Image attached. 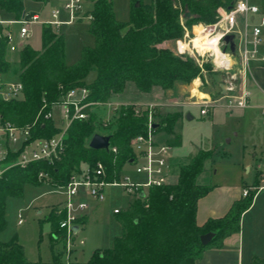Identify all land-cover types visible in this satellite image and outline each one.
<instances>
[{
  "label": "trees",
  "instance_id": "1",
  "mask_svg": "<svg viewBox=\"0 0 264 264\" xmlns=\"http://www.w3.org/2000/svg\"><path fill=\"white\" fill-rule=\"evenodd\" d=\"M42 1V0H32ZM130 8L126 21L114 18L111 0H92L88 33L93 37L91 46H83L78 59L67 65L64 62L62 34L49 25L40 24V48L30 45L18 51V78L23 85L22 96L9 101L0 99V119L16 127L30 126V139L50 138L58 133L51 119L44 118L61 96L70 89L86 90L83 101L90 103L84 109L85 120L74 119L65 130L61 153L52 162L35 161L26 167L11 166L0 177V233L6 228L5 205L8 197H19L26 184L39 185V172L47 176L51 188L64 185L70 175L82 164H103L106 180L117 178L131 159L130 141L143 134L146 114L142 105L124 104L112 110L111 118L101 124L92 109L104 106L113 96L122 94L125 84L131 83L136 91L149 93L153 87L162 91L175 90L176 85L188 87L199 77L200 68L189 57L174 56L166 49L153 45L162 40L180 38L184 25L190 28L197 23H212L217 18V7H227L233 0H150ZM24 0H0V10L19 19L24 13ZM8 26L0 24V74L10 70L9 50L1 34ZM203 69L213 82L209 64ZM93 73L87 82L85 77ZM158 107H154L153 117ZM177 113H167L160 118L154 134L162 136L161 142L171 147L179 143L176 132ZM109 136V146L114 148L95 150L87 146L92 134ZM210 151L198 150L187 163L177 166L173 183L150 187L144 197L130 201L115 217L120 227L106 248L94 249L83 262L69 264H194L203 251L221 247L224 237L239 230V218L251 204L254 191L234 201L219 218H208L203 224L195 222L196 202L210 186L200 184L197 177L203 171V162ZM10 154L7 162L14 160ZM59 216L50 210L43 220L49 223V258L46 261H29L24 247L13 235L0 241V264H60L61 232L57 228ZM42 222L40 223V226ZM51 226H54L52 231ZM206 232L214 235L205 245L199 236ZM249 264H264L263 258H252Z\"/></svg>",
  "mask_w": 264,
  "mask_h": 264
},
{
  "label": "built area",
  "instance_id": "2",
  "mask_svg": "<svg viewBox=\"0 0 264 264\" xmlns=\"http://www.w3.org/2000/svg\"><path fill=\"white\" fill-rule=\"evenodd\" d=\"M86 3H92V0H61L60 6L53 8L49 13L48 21H41L37 13H25L19 19H12L2 22V25H19L16 35L11 29H6L1 36L6 40L9 52L19 51L24 46L25 39L30 36V27L32 24H46L53 27L70 24L80 19L90 20V10L85 8ZM246 5L244 10H240V4ZM230 8L218 7L217 18L212 23H198L191 25L190 29L183 26L180 38L173 39V51L176 56L181 58H191L199 68L201 59L208 58L211 65L212 74H220L224 94L225 108L244 109L248 105L249 93L242 85L237 84L238 75L243 78L250 72L253 62H264V49H262V27L264 26V16L260 10L248 0H233ZM255 9V10H254ZM66 15L65 20H60L61 13ZM200 35L201 46H194L193 39ZM225 35L232 36L233 51L230 52L228 44L222 41ZM221 38L216 46L219 53H215L210 41L216 37ZM18 40V43L15 40ZM23 43V44H19ZM207 43V44H206ZM211 45L212 47H208ZM227 56V59H225ZM242 78V80H243ZM79 93L78 98H74L75 92ZM23 85L21 82L5 81L0 74V99L9 101L21 97ZM86 90L83 88H74L65 92L58 104L60 106L62 119L64 121L63 129L50 138L30 139L29 128L16 127L10 122H4L0 119V177L11 166L26 167L35 161L52 162L62 151L63 138L65 130L74 119L85 120L87 114L84 109L90 106V103L84 102ZM111 105L110 103L105 106ZM217 105V102H200L199 115H206L209 109ZM143 106L146 114L145 132L136 135L130 141V148L133 155L125 165L129 171H120L117 178L106 180L104 166L96 161L92 166L85 165L78 171L72 173L67 182L58 188L62 195V201L55 208V213L59 216L57 228L62 237V262L69 264L71 262L72 246L77 244L81 246L83 240L76 239L78 227L81 220L89 209V200L95 203H101L105 199V189L108 187H117L122 193L129 196L132 200L144 197L147 189L172 183L170 181L169 155L172 150L170 145L157 142L154 138L152 124L153 110L156 104L148 103ZM118 106L111 107V110ZM262 123L264 124V106L260 107ZM44 118L50 119V111L44 115ZM114 152V148L108 147V150ZM10 154L15 155L13 161L7 162ZM37 179L47 180L45 173L39 172ZM264 189V170L258 175V184L246 186L241 189V196H246L249 191H258ZM141 194V195H140ZM118 208H113L112 212L117 213ZM21 223V219L18 220ZM77 230H73V227Z\"/></svg>",
  "mask_w": 264,
  "mask_h": 264
},
{
  "label": "crops",
  "instance_id": "3",
  "mask_svg": "<svg viewBox=\"0 0 264 264\" xmlns=\"http://www.w3.org/2000/svg\"><path fill=\"white\" fill-rule=\"evenodd\" d=\"M91 7L92 3L85 4L87 10H90ZM27 12L35 13L33 11ZM12 19V17L10 19L0 18V21L5 22ZM8 28L16 35L12 29V25L8 26ZM171 43L172 40H162L153 46L156 49H166L173 52ZM5 76H10V70L2 76L5 81H10ZM93 78L94 74L90 80H85L90 82ZM242 78V75H238L237 84L242 85L244 83L242 86L249 93L247 99L248 105L244 109L229 110L225 108V100L221 97L222 94L218 85L210 82L208 78H204V80L194 78L188 87L178 84L174 91H162L157 87H153L149 93L136 91L133 85L128 82L125 84L122 94L113 96L109 102L113 106L154 103L159 108L163 106L175 107H173L170 113H177L178 115L175 130L178 132L179 143L172 147L169 155V167L172 164H176V160L180 161L177 163L178 165L187 163L198 150L210 151L212 153L216 140L225 139L226 144H231L233 141L236 142L237 151L234 153V157H232L231 171L224 175V179L219 183L211 185L207 180L208 169H210L207 162H209L211 155L203 162V171L197 177V181L200 184L209 185L210 190L196 202L195 222L197 225L203 224L208 218H219L223 216L230 205L241 198V189L243 187L258 184V175L260 171L264 170V124L262 123V116L260 114V107L264 106V62H253L249 74L243 80ZM198 80H200L201 85L196 86V81ZM203 82H205L206 87L210 91L214 90L216 92L215 95H218V97L211 98L208 95L209 93L202 91L200 88L203 86ZM179 87L184 88L183 95H181L182 93L180 94L182 99L177 96L178 93L176 90ZM204 94L209 96L208 99H203ZM202 101L217 102V105L209 109L206 115L202 116L199 115L200 102ZM190 107L198 108V117L200 119L206 118L209 123L208 138H206L203 144L199 142H196L197 145L185 143L182 128L188 120L193 118L188 111ZM186 114H189V119L185 118ZM214 129H219L216 131V135L213 134ZM154 138L157 142H161L162 136L160 134H154ZM226 155L229 158L231 157L230 153H223L224 157ZM126 167L122 171H125L127 169ZM131 200L130 198L127 205ZM103 201L101 203H95L89 200V209L81 220L79 229L81 227L83 228L89 212L92 213L98 209ZM113 208L122 210L118 206H114ZM112 214L116 215L113 212ZM221 244L219 248L211 247L203 251L201 257L194 264H249L250 260L254 257H264V189L255 191L251 204L240 215L239 230L224 237ZM80 252H82V248H80ZM79 253L77 255L74 253L73 260L77 262L85 261L86 259L83 261L77 259Z\"/></svg>",
  "mask_w": 264,
  "mask_h": 264
},
{
  "label": "rangeland",
  "instance_id": "4",
  "mask_svg": "<svg viewBox=\"0 0 264 264\" xmlns=\"http://www.w3.org/2000/svg\"><path fill=\"white\" fill-rule=\"evenodd\" d=\"M251 4L255 5L260 13L264 16V0H248ZM143 4L149 3L150 0H141ZM61 0H42V1H32L24 0V13L27 11H33L38 14L41 21L49 20L50 11L59 7ZM112 10L114 18L119 21H126L130 15V8L133 5L131 0H111ZM218 8V7H217ZM11 15L7 12L1 10L0 18L10 19ZM60 20H65L66 15L62 12L59 16ZM179 21L184 25V19L179 16ZM198 24V23H197ZM10 26V25H9ZM51 29L57 34H62L64 42V62L67 65L74 63L79 55L80 50L83 46H91L93 44V37L88 33V20L80 19L78 21L72 22L70 24L61 25L59 27L50 26ZM19 25L12 24V29L15 33L18 32ZM40 24H32L30 27V36L23 42L25 45L28 44L34 49L40 47ZM190 29V28H189ZM262 38L263 44L262 49H264V26L262 27ZM18 43V40H15ZM19 43V44H23ZM23 44V45H24ZM173 46V39H172ZM174 56V51L171 52ZM10 57V58H9ZM8 59L11 63L10 76H5L7 80H17V61H18V51L14 53H8ZM203 64H209L208 58L204 57L201 59L200 71L202 80L208 78L203 69ZM211 68V65H210ZM93 77V73H88L85 77L86 80H90ZM199 78V77H196ZM200 79V78H199ZM203 86L200 88L202 91L209 93L211 98H216L215 91L206 87L205 82L202 83ZM201 85L200 80L196 81V86ZM192 87V84H191ZM183 87H179L176 92L177 96L181 98L183 95ZM182 93V94H181ZM181 94V95H180ZM22 96V95H21ZM207 95L204 94L203 99H208ZM79 93L76 91L74 93V98H78ZM178 98V99H179ZM177 99V100H178ZM191 100V98H190ZM109 106H102L98 108H93L92 111L96 112L99 116L100 123L106 124L111 118L112 110ZM174 106H163L158 107L156 111V116L153 117V122H157L160 118L170 113ZM175 108V107H174ZM188 111L192 115V119L188 120L182 128L185 143L196 144L199 142L201 144L205 143L206 138H208L209 123L206 118L200 119L198 117V108L190 107ZM50 119L53 126L58 129H63L64 121L62 119L61 110L59 105H53L50 108ZM219 129H214L213 134L216 135V131ZM214 149L211 153V157L207 164L210 169H208V183L211 185L219 183L224 179V175L231 171V163L233 161L234 153L237 151L236 142L233 141L231 144H226L225 139L216 140ZM213 143V144H214ZM197 145V144H196ZM173 153V152H172ZM223 153H230L231 157H224ZM179 163L176 160L175 163ZM172 164L170 167V181L173 183L176 179L177 165ZM85 167L82 164L80 168ZM127 171L130 169L126 167ZM60 188H51L48 186L47 180H40L39 185L26 184L24 186V191L19 197H8L6 199L5 205V219L6 228L0 233V241H7L13 235H16L17 241L24 247L26 257L30 261H46L49 258V240L50 236L47 233L41 231L40 223H45L43 220L49 215L50 210H55L57 205L62 201V195L58 193ZM105 199L98 209L89 212L86 218V222L81 227L77 234L76 239L81 238L83 240V245L80 247L75 244L71 249V262H73V255H77L82 248V252L79 253L77 259L83 261L88 258L91 250L95 248H106L110 247L112 244L113 237L119 235L120 227L116 221L115 215L112 214L111 209L114 206L120 207L124 210L127 206L130 197L125 195L117 187H108L105 189ZM21 219V223L18 220ZM52 231L54 226H51ZM60 239L62 237L60 235ZM56 246V250L60 251V264L62 260V248Z\"/></svg>",
  "mask_w": 264,
  "mask_h": 264
},
{
  "label": "water",
  "instance_id": "5",
  "mask_svg": "<svg viewBox=\"0 0 264 264\" xmlns=\"http://www.w3.org/2000/svg\"><path fill=\"white\" fill-rule=\"evenodd\" d=\"M134 7H138V2H134L133 4ZM230 6H227L226 9H229ZM222 41L224 43L228 44V49L230 52L233 51V42H232V36L231 35H225L222 38ZM212 79L213 82L216 83L220 89L221 94H224V88L222 85V81H221V76L220 74H213L212 75ZM186 119H189L190 116L189 114L185 115ZM156 124H152V128L155 127ZM87 146L91 149H95V150H104L107 151L108 147H109V136L108 135H103V134H99V133H94L91 135V137L89 138L88 142H87ZM141 195V194H140ZM73 230H77V227H73ZM41 231L43 233H47L49 231V223L45 222L41 225ZM213 233L212 232H206L204 234H201L199 236V242L201 245H205L207 243H209V241L211 240V238L213 237Z\"/></svg>",
  "mask_w": 264,
  "mask_h": 264
},
{
  "label": "clouds",
  "instance_id": "6",
  "mask_svg": "<svg viewBox=\"0 0 264 264\" xmlns=\"http://www.w3.org/2000/svg\"><path fill=\"white\" fill-rule=\"evenodd\" d=\"M239 7H240V10H244L246 8V5L241 3ZM220 38H221L220 36H216L210 41L211 45L213 46L214 52L217 53V54L219 53V49L217 47H215V46H216V44H217V42L219 41ZM225 59H227V56H225Z\"/></svg>",
  "mask_w": 264,
  "mask_h": 264
},
{
  "label": "bare ground",
  "instance_id": "7",
  "mask_svg": "<svg viewBox=\"0 0 264 264\" xmlns=\"http://www.w3.org/2000/svg\"><path fill=\"white\" fill-rule=\"evenodd\" d=\"M203 37H201L200 35H197L194 39H193V44L194 46H201L200 40H202ZM207 44V43H206ZM208 47H212L211 45H207Z\"/></svg>",
  "mask_w": 264,
  "mask_h": 264
}]
</instances>
